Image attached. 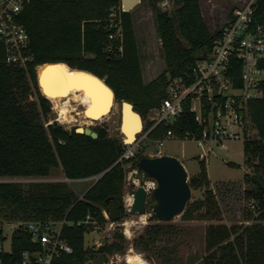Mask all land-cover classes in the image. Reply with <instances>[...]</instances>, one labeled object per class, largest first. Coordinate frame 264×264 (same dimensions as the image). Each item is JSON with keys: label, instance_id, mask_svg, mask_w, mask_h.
Listing matches in <instances>:
<instances>
[{"label": "trees", "instance_id": "16d2710c", "mask_svg": "<svg viewBox=\"0 0 264 264\" xmlns=\"http://www.w3.org/2000/svg\"><path fill=\"white\" fill-rule=\"evenodd\" d=\"M145 1L154 14L165 62L163 72L148 83L142 78L132 9L122 10L121 0H31L19 14L32 51V60L26 67L5 62L0 40V178H38L25 182L0 180V220L66 218L63 235L72 252L54 259L52 264H85L92 255L101 262L108 255L125 251L128 242L121 232H115L109 242L88 248L85 236L93 231V224L78 222L87 215L97 220L98 226L110 220L102 210L107 198L123 203L122 165L129 163L134 168L145 148L141 146L133 158L119 159L126 144L109 137L104 126L95 127L98 137L91 138L75 128L67 130L56 121L45 124L51 108L49 99L38 90V69L44 63L62 62L105 77L115 99L131 102L145 118L167 96L168 82L177 77L188 78L196 60L207 56L219 35V30L214 34L208 30L199 0H172L169 11L157 5L160 0H140ZM111 12L120 18L122 51L118 50L119 38H109L114 31L109 26ZM259 12L264 13V0H259ZM87 54L94 57L87 58ZM234 66L237 72L239 65ZM237 81L236 78L235 84L239 85ZM259 87L261 96L246 102L243 143L250 169L245 182L253 185L244 192L248 203L245 217L252 222L223 221L204 160H199V171L189 178L193 189H203V196L191 199L178 218L205 221L201 264H264V79ZM170 127L180 135L187 130L199 133L201 129L186 105L173 125L159 124L148 134L149 140L162 137ZM58 168L61 179H45ZM96 174L98 179L81 197L62 179L72 181ZM119 215H125L123 205ZM185 230L173 221L151 223L133 238L132 245L147 259L180 264L178 247ZM28 247V235L22 232L13 239L12 251L0 256L6 264H13L21 250Z\"/></svg>", "mask_w": 264, "mask_h": 264}, {"label": "built area", "instance_id": "2783aa9c", "mask_svg": "<svg viewBox=\"0 0 264 264\" xmlns=\"http://www.w3.org/2000/svg\"><path fill=\"white\" fill-rule=\"evenodd\" d=\"M239 1L232 7L227 20L219 29V35L213 41L207 56L196 60L188 78L177 77L168 82L167 96L159 106L151 108L145 118L142 117L141 130L132 143L126 144L119 159L133 158L144 141L149 140L148 134L161 123L173 125L186 105L194 114L196 125L201 128L199 133L187 130L180 135L170 127L162 137L150 140L154 143L155 155L163 154L159 146L167 140H191L211 150L213 145L223 147L229 140L244 138L246 102L262 94L259 83L264 79V13L259 12V0ZM29 2L31 0H0V40L4 48V60L21 67H26L32 60L29 34L19 22V14ZM121 9L123 10L122 7ZM108 19L109 26L114 28L109 38H119L118 50L122 51L120 18L111 12ZM236 63L239 65L237 72L234 66ZM236 78L239 85L235 84ZM53 121L60 125L64 123L58 116L45 124ZM98 177L99 174H96L77 180L95 181ZM136 179L139 180L138 177ZM0 180L36 179L14 177ZM64 180L68 183L71 181L68 178ZM143 184L149 190L154 186V181ZM127 198L131 200L127 202ZM131 201L132 192L125 198L128 211H131ZM102 212L109 219L106 212ZM79 223H91L94 228L99 225L89 215ZM6 224L11 230L9 247L5 250L3 228ZM67 224L66 218L0 220V255L10 253L13 239L26 232L29 247L21 250L19 258L13 264H52L54 259L72 252V246L63 235ZM113 255L117 254L111 256ZM0 264H6L1 256Z\"/></svg>", "mask_w": 264, "mask_h": 264}, {"label": "rangeland", "instance_id": "374dc122", "mask_svg": "<svg viewBox=\"0 0 264 264\" xmlns=\"http://www.w3.org/2000/svg\"><path fill=\"white\" fill-rule=\"evenodd\" d=\"M239 2V0H199L202 15L210 33L214 34L222 27L232 7ZM157 5L162 10L169 11L173 8V1L160 0ZM131 20L141 58L142 78L144 83H148L163 72L165 62L161 55L162 42L156 31L154 14L146 1L140 2L131 10ZM49 101L51 108L49 120H55L58 116L61 117L59 106L54 105L51 100ZM72 104H74L75 110L69 112V115L74 117L76 121H64L62 126L67 130L77 127L82 116L77 112L82 111L84 106L82 103L72 102ZM119 124L120 101L116 100L111 111L106 116L93 120L90 126L93 129L97 126H104L109 137L122 140L123 135L120 132ZM243 143L244 138H238L227 141L223 147L213 145L211 150H207L205 146L202 147L191 140H167L159 147L163 153L175 155L183 162L188 172V178L199 171V160H204L210 185L222 212L223 221L227 224H249L252 220L248 221L245 217L248 213V203L244 198V192L248 188H253V185L245 182V174L250 169L243 153ZM142 146L145 148L143 155L155 156L152 141L146 140ZM196 155H199V157L196 158ZM122 166L125 170L122 190L125 215L118 220H107L102 226H97L93 231L87 233L85 245L90 249L96 248L100 244L111 241L115 232H121L128 242L126 249L123 253H116V256L108 255V259L101 262L98 261V257L92 255L85 260V264H123L128 262L129 252L140 254L145 260L143 264H160L155 258L147 259L144 252L132 245V240L142 232L146 225L161 221L154 218L146 210L142 212L128 211L125 205L127 194L133 192L137 185L152 180H137V175L133 171L135 168L130 167L129 163H124ZM61 176V169L58 168L53 171L49 178L45 179H61ZM19 181L25 182L26 180ZM92 182L91 179L72 180L69 184L74 192L81 197ZM202 196L203 189H193L191 199ZM105 214L108 218L107 213ZM169 221L183 225L186 228V233L182 235L183 240L178 247L180 264H201L200 257L204 252L205 221H183L178 216ZM10 230L7 224L4 225L3 234L6 240L3 242V248L5 250L9 247ZM110 261H113V263H110Z\"/></svg>", "mask_w": 264, "mask_h": 264}, {"label": "water", "instance_id": "95a60500", "mask_svg": "<svg viewBox=\"0 0 264 264\" xmlns=\"http://www.w3.org/2000/svg\"><path fill=\"white\" fill-rule=\"evenodd\" d=\"M139 3L140 0H121V7L124 11H128ZM86 57L93 58L94 55L87 54ZM44 64H49L50 67L40 74L37 72L36 84L40 93L46 98L50 100L52 97H63L73 92L85 95L91 100L85 108L86 118L91 120L100 119L111 111L116 99L105 77H98L88 70L73 68L69 65H67L69 70H66L59 66L60 62ZM241 114H243L242 111ZM128 118L135 119V126L127 124ZM142 123V116L134 110L133 104L121 100L119 129L123 135L124 144H130L136 139ZM75 130L91 138L98 137V133L90 125L77 126ZM198 157L199 155H196V158ZM134 168L138 179L152 180L154 186L149 190L144 184L135 187L130 204L132 212L146 210L157 220L169 221L184 211L192 198L193 188L189 182L187 169L177 156L167 153L155 156L142 155L136 160ZM106 201L104 210L108 218L118 220L122 202L112 197L107 198Z\"/></svg>", "mask_w": 264, "mask_h": 264}, {"label": "bare ground", "instance_id": "6f19581e", "mask_svg": "<svg viewBox=\"0 0 264 264\" xmlns=\"http://www.w3.org/2000/svg\"><path fill=\"white\" fill-rule=\"evenodd\" d=\"M59 66L65 68L66 70H69L67 64L60 62ZM49 64H44L38 71V73H42L44 70H46L47 68H49ZM50 100L54 103V105H58L59 106V112H60V116L59 119L63 120V121H76L74 117L69 115V112H71L72 110H75V106L74 104H72V102H76V103H82L83 109L82 111H78V114H82L81 119L79 121V123L77 124L78 127H83L85 125H90L91 123H93V120L86 118V112H85V108H87L88 104H90V98L82 95L80 93H70L69 95L63 96V97H57V98H50ZM99 119V118H98ZM135 119L131 118L127 120V124L128 125H134L135 126ZM138 127V125H137ZM139 128V127H138ZM130 198H127V202L130 201ZM127 264H143V259L138 255V254H130L127 257Z\"/></svg>", "mask_w": 264, "mask_h": 264}, {"label": "crops", "instance_id": "0c3cea01", "mask_svg": "<svg viewBox=\"0 0 264 264\" xmlns=\"http://www.w3.org/2000/svg\"><path fill=\"white\" fill-rule=\"evenodd\" d=\"M228 17V16H227Z\"/></svg>", "mask_w": 264, "mask_h": 264}]
</instances>
